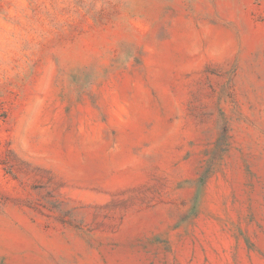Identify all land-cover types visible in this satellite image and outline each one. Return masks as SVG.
<instances>
[{
  "label": "rangeland",
  "instance_id": "374dc122",
  "mask_svg": "<svg viewBox=\"0 0 264 264\" xmlns=\"http://www.w3.org/2000/svg\"><path fill=\"white\" fill-rule=\"evenodd\" d=\"M0 264H264V0H0Z\"/></svg>",
  "mask_w": 264,
  "mask_h": 264
}]
</instances>
